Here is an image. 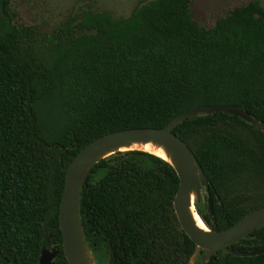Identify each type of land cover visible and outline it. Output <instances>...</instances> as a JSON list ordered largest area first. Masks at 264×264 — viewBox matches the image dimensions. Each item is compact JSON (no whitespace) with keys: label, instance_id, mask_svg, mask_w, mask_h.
Here are the masks:
<instances>
[{"label":"trees","instance_id":"obj_1","mask_svg":"<svg viewBox=\"0 0 264 264\" xmlns=\"http://www.w3.org/2000/svg\"><path fill=\"white\" fill-rule=\"evenodd\" d=\"M215 104L237 105L256 123L199 113L174 132L209 180L198 212L223 230L264 206L262 0L236 5L214 25L196 20L193 0H140L123 17L87 8L52 32L20 22L0 0V264H40L45 247L58 248L54 264H69L60 205L67 167L91 141ZM179 188L174 166L155 154L101 159L80 204L99 264H264V252L225 249L192 262L196 244L174 204ZM262 246L264 226L232 249Z\"/></svg>","mask_w":264,"mask_h":264},{"label":"water","instance_id":"obj_2","mask_svg":"<svg viewBox=\"0 0 264 264\" xmlns=\"http://www.w3.org/2000/svg\"><path fill=\"white\" fill-rule=\"evenodd\" d=\"M214 112L230 113L248 122L256 123L251 113L237 105H201L180 113L166 126L113 131L96 138L79 151L67 167L66 183L59 212L63 249L69 264H99L86 237L80 211L81 193L87 176L101 159L118 151H145L132 146L148 143L164 149L168 158H161L170 162L179 175L180 188L174 204L183 229L196 244L192 262H195L202 253V259L206 263L218 249H225L237 255H254L264 252V246L249 252L232 249V245L255 229L264 226V206L250 212L223 230L211 229L196 207V201L202 197L203 188L206 187L207 191H210L209 180L194 151L182 137L174 132V129L189 117L199 113ZM209 208L213 212L211 196L209 197ZM196 213L202 219L206 229L198 225ZM58 253L57 247L43 248L40 264H54Z\"/></svg>","mask_w":264,"mask_h":264},{"label":"rangeland","instance_id":"obj_3","mask_svg":"<svg viewBox=\"0 0 264 264\" xmlns=\"http://www.w3.org/2000/svg\"><path fill=\"white\" fill-rule=\"evenodd\" d=\"M140 0H10L20 22L36 25L44 32H52L71 14L91 8L109 9L116 16H128ZM250 0H193V13L203 25H214L236 5ZM264 3V0H262Z\"/></svg>","mask_w":264,"mask_h":264},{"label":"bare ground","instance_id":"obj_4","mask_svg":"<svg viewBox=\"0 0 264 264\" xmlns=\"http://www.w3.org/2000/svg\"><path fill=\"white\" fill-rule=\"evenodd\" d=\"M133 148H139V149H143L145 151L154 153L160 157H164V158H168V156L166 155L164 149L162 147H158L152 143H148V144H134L132 146ZM196 220L198 222V225L203 227L204 229H206L205 224L203 223L202 219L197 215V213L195 214Z\"/></svg>","mask_w":264,"mask_h":264}]
</instances>
